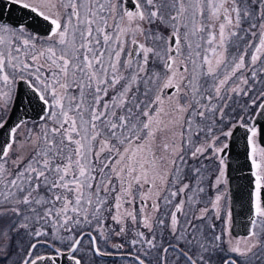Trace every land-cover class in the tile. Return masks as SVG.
I'll list each match as a JSON object with an SVG mask.
<instances>
[{
    "label": "snow or ice",
    "instance_id": "snow-or-ice-1",
    "mask_svg": "<svg viewBox=\"0 0 264 264\" xmlns=\"http://www.w3.org/2000/svg\"><path fill=\"white\" fill-rule=\"evenodd\" d=\"M122 261L264 264V0H0V264Z\"/></svg>",
    "mask_w": 264,
    "mask_h": 264
},
{
    "label": "water",
    "instance_id": "water-1",
    "mask_svg": "<svg viewBox=\"0 0 264 264\" xmlns=\"http://www.w3.org/2000/svg\"><path fill=\"white\" fill-rule=\"evenodd\" d=\"M15 15V13H14ZM38 111V109H37ZM24 115L23 112L20 114ZM36 112L29 111L27 116L29 119L34 117ZM229 163V187L233 197L237 202L233 205V231L242 235L244 229L242 225L246 222V213L242 204L246 202V189L249 182L248 164L244 157V141L237 139L232 154L228 159Z\"/></svg>",
    "mask_w": 264,
    "mask_h": 264
},
{
    "label": "flooded vegetation",
    "instance_id": "flooded-vegetation-1",
    "mask_svg": "<svg viewBox=\"0 0 264 264\" xmlns=\"http://www.w3.org/2000/svg\"><path fill=\"white\" fill-rule=\"evenodd\" d=\"M15 15H19V13L16 12ZM124 251H128V249H125ZM121 264H124V262L122 261Z\"/></svg>",
    "mask_w": 264,
    "mask_h": 264
},
{
    "label": "rangeland",
    "instance_id": "rangeland-1",
    "mask_svg": "<svg viewBox=\"0 0 264 264\" xmlns=\"http://www.w3.org/2000/svg\"><path fill=\"white\" fill-rule=\"evenodd\" d=\"M115 239V238H114Z\"/></svg>",
    "mask_w": 264,
    "mask_h": 264
}]
</instances>
